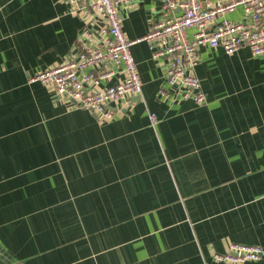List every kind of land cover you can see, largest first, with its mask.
<instances>
[{
    "label": "crops",
    "instance_id": "obj_1",
    "mask_svg": "<svg viewBox=\"0 0 264 264\" xmlns=\"http://www.w3.org/2000/svg\"><path fill=\"white\" fill-rule=\"evenodd\" d=\"M157 8H130L128 39ZM87 29L92 14L63 0H0V264H231L215 256L232 243L264 250V56L203 47L206 104L171 103L142 40V95L101 122L29 82Z\"/></svg>",
    "mask_w": 264,
    "mask_h": 264
},
{
    "label": "built area",
    "instance_id": "obj_2",
    "mask_svg": "<svg viewBox=\"0 0 264 264\" xmlns=\"http://www.w3.org/2000/svg\"><path fill=\"white\" fill-rule=\"evenodd\" d=\"M63 1L79 12H90L97 31L85 30L74 55L33 75L29 82L52 85L58 97L92 111L101 122L112 121L142 95L143 83L132 51L142 40L152 59L162 63L166 87L159 89L158 96L171 103L206 104L195 74L203 47L222 49L228 55L248 47L254 57L264 56V0H155L159 6L150 17L149 31L136 41L127 38L123 23L138 0ZM240 11L239 17L228 18ZM149 117L157 124L154 113ZM263 255L260 246L232 243L227 253L215 258L241 264L259 261Z\"/></svg>",
    "mask_w": 264,
    "mask_h": 264
},
{
    "label": "rangeland",
    "instance_id": "obj_3",
    "mask_svg": "<svg viewBox=\"0 0 264 264\" xmlns=\"http://www.w3.org/2000/svg\"><path fill=\"white\" fill-rule=\"evenodd\" d=\"M155 3L159 6V4L155 1ZM241 15V11L240 12H238L237 14L235 13V14H233V15H229L228 16V18H236V17H239Z\"/></svg>",
    "mask_w": 264,
    "mask_h": 264
}]
</instances>
